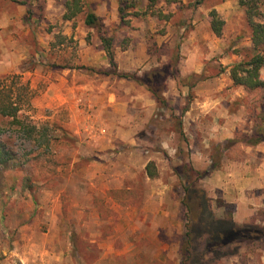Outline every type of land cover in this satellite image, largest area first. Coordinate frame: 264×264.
<instances>
[{
  "label": "rangeland",
  "instance_id": "rangeland-1",
  "mask_svg": "<svg viewBox=\"0 0 264 264\" xmlns=\"http://www.w3.org/2000/svg\"><path fill=\"white\" fill-rule=\"evenodd\" d=\"M67 1L0 0L3 95L11 92L26 122L49 124L37 138L0 117L21 155L0 171V264H181V170L202 191V220L221 229L232 210L235 226L263 232L264 143H229L253 130L262 96L228 75L251 47L238 0H83L101 18L100 33L83 14L64 19ZM148 74L160 77L165 103L132 80ZM197 235L203 253L205 230ZM204 260L264 264V235Z\"/></svg>",
  "mask_w": 264,
  "mask_h": 264
},
{
  "label": "trees",
  "instance_id": "trees-1",
  "mask_svg": "<svg viewBox=\"0 0 264 264\" xmlns=\"http://www.w3.org/2000/svg\"><path fill=\"white\" fill-rule=\"evenodd\" d=\"M200 2L202 0H199ZM240 7L244 10V17L250 31L251 47L242 49V59L239 62L233 63L228 71L232 85L242 88L246 93L261 92V111L258 114L253 130L250 134L243 135L241 138L231 139L229 143H242L246 147H257L264 143V0H238ZM83 14V23L85 27L93 29L100 33L104 29L103 22L91 9L84 7L83 0H69L66 3V13L64 19L71 20L78 15ZM210 27L214 35L219 37L222 33L223 22L218 18L217 13L213 10L209 13ZM102 48L105 51L109 63L114 66L113 53L111 50V39L100 36ZM177 74L178 71L175 70ZM158 74H148L147 79L140 77H132V80L137 84L143 85L153 96L156 103H165V99L157 91V83L159 81ZM182 85L191 86L190 78L184 79ZM6 86L0 87V117L10 119V123L15 127L20 128L29 136H37L43 138L47 136L49 124L45 123L41 126H36L31 122H26V118H20L18 113L20 109L12 102L11 92ZM1 131V129H0ZM61 139L68 140L69 134L67 131L60 130ZM59 141L55 137L53 138ZM21 155L16 150L15 145L9 137L3 136L0 132V171L5 167L13 166L19 163ZM86 161V160H85ZM91 161V160H87ZM81 162V160H80ZM74 164L73 166H75ZM78 166V165H77ZM76 166V167H77ZM180 171V170H179ZM146 176L149 179L157 177V173L152 163H148L145 167ZM182 175V176H181ZM180 177L184 178L185 184L183 188V197L181 204L184 208L185 231L182 235L180 244L181 264H206L205 258L210 253H213L219 246L234 244L243 241H259L264 235V231L258 229L245 230L234 225L232 221V210L224 213L226 225L221 229L211 223H206L202 220L201 214L197 206L202 194L201 190L192 188L189 183V172L180 171ZM31 191V184L25 188ZM223 200L217 201V206L225 207ZM205 230L207 239L205 242V250L200 253L198 246L195 244L198 241V233ZM72 235V239H75Z\"/></svg>",
  "mask_w": 264,
  "mask_h": 264
}]
</instances>
